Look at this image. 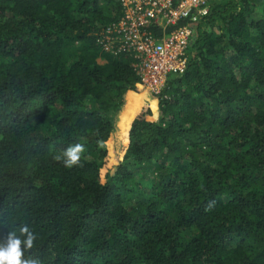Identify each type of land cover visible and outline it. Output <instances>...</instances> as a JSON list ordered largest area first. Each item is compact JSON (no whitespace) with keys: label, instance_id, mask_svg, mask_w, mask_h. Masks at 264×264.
<instances>
[{"label":"trees","instance_id":"16d2710c","mask_svg":"<svg viewBox=\"0 0 264 264\" xmlns=\"http://www.w3.org/2000/svg\"><path fill=\"white\" fill-rule=\"evenodd\" d=\"M122 14L0 0V242L27 224L41 264H264V0L214 1L144 106L135 58L98 41Z\"/></svg>","mask_w":264,"mask_h":264},{"label":"built area","instance_id":"2783aa9c","mask_svg":"<svg viewBox=\"0 0 264 264\" xmlns=\"http://www.w3.org/2000/svg\"><path fill=\"white\" fill-rule=\"evenodd\" d=\"M216 0H121L123 14L99 32L112 54H130L144 91L159 95L171 74L185 72L197 23Z\"/></svg>","mask_w":264,"mask_h":264},{"label":"clouds","instance_id":"9594fccd","mask_svg":"<svg viewBox=\"0 0 264 264\" xmlns=\"http://www.w3.org/2000/svg\"><path fill=\"white\" fill-rule=\"evenodd\" d=\"M84 151V146L76 143L69 146L63 151L62 156L58 155L56 159L63 158L65 167L72 168L80 165ZM36 240L37 235L27 224L19 225L15 230L11 229L6 240L0 242V264H41V261L32 255H29L27 259L23 258L25 251L30 252L34 248Z\"/></svg>","mask_w":264,"mask_h":264},{"label":"rangeland","instance_id":"374dc122","mask_svg":"<svg viewBox=\"0 0 264 264\" xmlns=\"http://www.w3.org/2000/svg\"><path fill=\"white\" fill-rule=\"evenodd\" d=\"M172 75H175V74H171L170 76H169V78L171 79L172 78ZM129 98L131 99V100H133L134 102H136V103H141V102H145V98H144V94H139V97H134V95L132 94V93H130L129 94ZM148 103V102H147ZM147 105V104H146ZM143 106H144V104H143Z\"/></svg>","mask_w":264,"mask_h":264},{"label":"crops","instance_id":"0c3cea01","mask_svg":"<svg viewBox=\"0 0 264 264\" xmlns=\"http://www.w3.org/2000/svg\"><path fill=\"white\" fill-rule=\"evenodd\" d=\"M133 93H136V92H133ZM141 93H143L144 94V98H145V102H144V105H150V94L148 93V92H146V91H142ZM136 94H138V93H136ZM132 101V100H131ZM148 102V103H147Z\"/></svg>","mask_w":264,"mask_h":264},{"label":"bare ground","instance_id":"6f19581e","mask_svg":"<svg viewBox=\"0 0 264 264\" xmlns=\"http://www.w3.org/2000/svg\"><path fill=\"white\" fill-rule=\"evenodd\" d=\"M132 94H136V93H133V92H132ZM132 102H134V101L132 100Z\"/></svg>","mask_w":264,"mask_h":264}]
</instances>
